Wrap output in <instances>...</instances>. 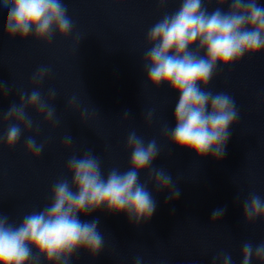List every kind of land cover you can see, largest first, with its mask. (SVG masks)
<instances>
[{
    "label": "water",
    "instance_id": "1",
    "mask_svg": "<svg viewBox=\"0 0 264 264\" xmlns=\"http://www.w3.org/2000/svg\"><path fill=\"white\" fill-rule=\"evenodd\" d=\"M63 3L74 21L73 32L67 38L57 34L45 45L32 36L10 39L3 27L7 8L0 0V81L13 88L7 97L0 95V112L19 103L20 90L31 91L33 72L46 65L52 73L41 90L45 94L50 88L56 90L53 103L60 120L53 129L29 110L41 128L37 143L46 144L38 159L28 155L24 144V137L33 132L25 133L11 150L0 145V213L18 224L25 214L42 209L49 203L51 185L61 176L71 180L66 162L73 153L82 155L92 149L100 157L105 175L114 167L127 170L130 152L126 139L135 131L146 142L157 140L161 154L153 166L164 168L177 181L180 197L166 203L168 192H157L150 183L157 209L139 228L129 224L125 214H110L103 208L81 214L82 221L99 220L105 249L95 259L81 251L70 264H135L138 256L142 264H211L212 257L221 251L231 254L234 264H240L244 242L264 241V220L245 224L242 212L249 193L264 198V52L245 56L230 68L217 66V75L206 90L232 96L240 119L230 128L231 138L222 160L211 156L198 159L162 135L165 124L175 126L178 93L166 85L153 89L146 82L142 65L149 47L148 29L165 13L177 10L180 0H168L164 8L158 0ZM259 3L264 5V0ZM215 7L213 2L209 11ZM72 96L77 97L80 109L67 107ZM83 108L95 111L96 118L82 123ZM125 109L131 113L127 120ZM151 109H155L153 121L147 125L145 117ZM5 127L0 122V133ZM66 134L73 137L71 149L63 147ZM147 178L148 173L141 172V182ZM217 208H226L225 215L211 224V213ZM40 264L46 262L41 259Z\"/></svg>",
    "mask_w": 264,
    "mask_h": 264
},
{
    "label": "clouds",
    "instance_id": "2",
    "mask_svg": "<svg viewBox=\"0 0 264 264\" xmlns=\"http://www.w3.org/2000/svg\"><path fill=\"white\" fill-rule=\"evenodd\" d=\"M167 2L158 0L161 8ZM213 2L216 7L209 11ZM2 6L7 8L4 33L10 39L32 36L47 45L57 34L69 37L75 26L63 0H2ZM146 43L149 47L142 65L147 84L153 89L166 85L178 93L175 126L165 124L162 135L177 148L195 153L198 159L211 156L222 160L231 138L230 128L238 124L240 113L232 96L206 89L217 75V66L230 68L245 56L264 52V5L259 0H180L177 10L165 13L148 29ZM51 73L50 66H39L31 76V91L20 90L19 103L0 112V122L6 125L0 133V145L11 150L25 133L33 132L34 135L24 137L25 149L33 159L41 156L46 144L37 143L41 128L29 110H34L53 129L60 124L53 103L56 90L50 88L46 94L41 90ZM12 90L7 82L0 81V95L7 97ZM67 107L80 109L76 96L69 99ZM154 112L155 109L148 111L147 125L152 124ZM96 115L87 108L80 110L82 123ZM130 115L125 109L124 119ZM72 143L73 137L66 134L63 147L71 149ZM126 149L130 152L127 170L114 167L106 175L100 157L92 149L82 155L73 153L66 162L71 180L58 178L51 185L49 203L42 209L25 214L18 224L0 213V264H40L41 259L46 264H70L81 251L95 259L105 249V237L98 219L82 221L81 214L90 215L103 208L110 214H125L129 224L139 228L151 220L157 209L150 183L157 192H168L166 203L179 199L177 181L164 168L153 166L161 154L155 138L146 142L132 131L127 136ZM141 172L148 173L143 183ZM236 202L239 203V195ZM225 212L226 208L214 209L210 223L216 224ZM242 212L245 224L264 220V198L249 193ZM253 261L264 264V241L241 245L240 264ZM135 264H142V257H136ZM211 264L234 261L231 254L221 251L212 257Z\"/></svg>",
    "mask_w": 264,
    "mask_h": 264
}]
</instances>
